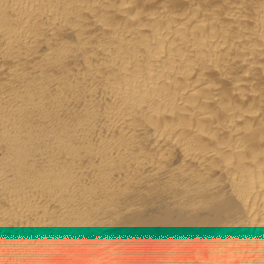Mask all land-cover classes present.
Instances as JSON below:
<instances>
[{
    "label": "bare ground",
    "instance_id": "bare-ground-1",
    "mask_svg": "<svg viewBox=\"0 0 264 264\" xmlns=\"http://www.w3.org/2000/svg\"><path fill=\"white\" fill-rule=\"evenodd\" d=\"M0 264H264V0H0Z\"/></svg>",
    "mask_w": 264,
    "mask_h": 264
}]
</instances>
